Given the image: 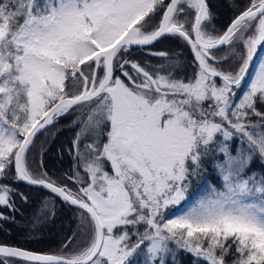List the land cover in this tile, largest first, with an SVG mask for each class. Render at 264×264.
Listing matches in <instances>:
<instances>
[{
    "label": "snow or ice",
    "instance_id": "obj_1",
    "mask_svg": "<svg viewBox=\"0 0 264 264\" xmlns=\"http://www.w3.org/2000/svg\"><path fill=\"white\" fill-rule=\"evenodd\" d=\"M235 9L0 0V264H264V0ZM64 208L59 252L24 246Z\"/></svg>",
    "mask_w": 264,
    "mask_h": 264
},
{
    "label": "trees",
    "instance_id": "obj_2",
    "mask_svg": "<svg viewBox=\"0 0 264 264\" xmlns=\"http://www.w3.org/2000/svg\"><path fill=\"white\" fill-rule=\"evenodd\" d=\"M247 0H212V3L215 6L216 14L220 18V24H227L233 16L235 6H242L246 3ZM161 48H168L170 45L165 44L161 45ZM156 59V58H153ZM65 123V122H64ZM63 123V124H64ZM63 124L59 125L55 130V134H49L50 141L47 144L48 152H44V163L47 165L48 170L50 172H54L59 168L66 170L71 164V158L69 156L66 157L64 154V159H59V150L63 147L65 153L67 152V145L70 142V137H73V129L69 126L66 129L63 128ZM66 124V123H65ZM62 129V130H60ZM64 129V130H63ZM60 130V131H59ZM47 149V148H46ZM52 155L53 157H49L48 155ZM32 210L30 208H25L21 215L22 220H27L31 216ZM66 209L60 211L58 222L55 226L49 225L45 227L43 231L40 233L38 237V242H29L24 246L34 248L38 251L42 252H59L61 248V240L63 239L66 233H70L75 230V220L74 216L71 212ZM25 233L21 232L18 228L12 229V236L7 237L4 233H0V240H7L9 243H24ZM185 254V256L192 258L189 254L181 253V255ZM188 258L191 262V259Z\"/></svg>",
    "mask_w": 264,
    "mask_h": 264
},
{
    "label": "rangeland",
    "instance_id": "obj_3",
    "mask_svg": "<svg viewBox=\"0 0 264 264\" xmlns=\"http://www.w3.org/2000/svg\"><path fill=\"white\" fill-rule=\"evenodd\" d=\"M231 18H232V16H231ZM218 20H220V18L218 17V15L216 14V22H217V24H220L221 23V21H218ZM225 24L223 23V24H221V25H217L218 27H223ZM260 55H264V52H262V53H260ZM66 123V124H65ZM65 123L63 124V128L64 129H66V127L67 126H69V127H71L70 126V121H65ZM63 129V130H64ZM60 130H62V129H60ZM59 130V131H60ZM50 137L51 136H49V134H46L45 136H42L41 138H40V142L41 143H44L45 141L47 142L46 143V151L48 152V147H47V144H48V142L50 141ZM72 138L73 137H70V141L72 140ZM40 151V144H38L37 145V152H39ZM49 153V152H48ZM66 154V157L68 156L67 155V152L65 153ZM49 157H53L52 155H48ZM38 158V157H37ZM61 171H64V169H62V168H59L58 170H55L53 173H57V174H59ZM64 209H66V208H64ZM64 209H62L61 211H63ZM66 212H67V209H66ZM65 212V213H66ZM74 218V217H73ZM74 220H75V218H74ZM188 258L189 257H187V256H185V254H183V255H181L180 257H179V261H180V264H188ZM189 259H191V262L189 261V263L190 264H192V260H193V258H189Z\"/></svg>",
    "mask_w": 264,
    "mask_h": 264
}]
</instances>
